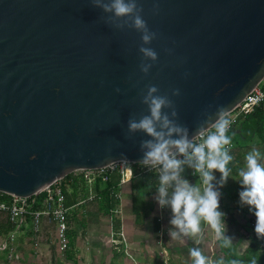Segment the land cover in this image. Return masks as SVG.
<instances>
[{
    "label": "water",
    "instance_id": "obj_1",
    "mask_svg": "<svg viewBox=\"0 0 264 264\" xmlns=\"http://www.w3.org/2000/svg\"><path fill=\"white\" fill-rule=\"evenodd\" d=\"M110 3L0 0V192L25 199L77 170L144 163L154 138L129 121L150 114L149 86L191 141L264 80V0H136L147 42Z\"/></svg>",
    "mask_w": 264,
    "mask_h": 264
},
{
    "label": "clouds",
    "instance_id": "obj_2",
    "mask_svg": "<svg viewBox=\"0 0 264 264\" xmlns=\"http://www.w3.org/2000/svg\"><path fill=\"white\" fill-rule=\"evenodd\" d=\"M105 11L113 12L118 18L129 17L133 19V26L144 31L142 39L147 42L151 39L146 23L138 14L136 0H111L110 4H103ZM146 56L156 59V53L150 49L141 48ZM147 72L148 67L142 68ZM157 92L155 85L149 86L148 94L143 102L149 106V115L143 116L139 121H129V131L143 130L154 140L144 141L142 147L148 150L144 154V163L162 166L159 188V204L170 206L173 218L171 224L179 228L184 234H197L201 231L200 222L204 220L215 232L217 238L223 237L225 246L231 244L230 237H225V224L223 217L226 215L219 211V191L213 185L214 171L221 173L220 184L227 182L230 174L229 162L233 157L226 147L231 144V138L227 134L230 121L226 118L224 108H219L218 119L215 122V131L208 135L203 145H193L187 138V129L175 124L162 113V108L170 105V101L164 96H154ZM173 115H176L173 111ZM159 124V130L157 125ZM179 135L173 139L172 134ZM179 154H184L186 160L176 158L172 149ZM192 149L191 154L188 150ZM207 149V151L205 150ZM260 152L257 149L250 151L245 159L246 169L239 171L243 190L239 192L240 202L249 207V211L256 217L254 231L258 239H264V165L258 163ZM195 160L194 167L202 177L203 191L191 186L187 180L180 178L183 171L182 165ZM175 182L174 191L168 198V187ZM176 237V233H171ZM195 264H205V257L199 250H192Z\"/></svg>",
    "mask_w": 264,
    "mask_h": 264
},
{
    "label": "built area",
    "instance_id": "obj_3",
    "mask_svg": "<svg viewBox=\"0 0 264 264\" xmlns=\"http://www.w3.org/2000/svg\"><path fill=\"white\" fill-rule=\"evenodd\" d=\"M262 83V82H261ZM261 83L232 111L226 114V118L230 121V127L228 135L238 126V124L245 120L254 110L264 102V87ZM215 131V125L198 134L190 142L193 145H203L207 136ZM236 142L231 139V144L227 145L229 152H233L236 149ZM207 151V149H205ZM177 159L186 160L184 154H179L176 149H172ZM192 149L188 152L191 154ZM195 160L186 162L182 165V173L188 175L190 178L201 179L200 173H198L193 166ZM161 165H151L145 163H119L108 165L101 168L77 170L65 178L58 179L52 184L46 186L40 194L29 196L25 199H20L16 196H11L9 202L1 201L0 210L6 211L9 215L10 221L13 224L12 229L6 234V236L0 240V253L8 251L9 259L13 260L16 254V242L20 234L30 232L31 240L36 252H39V248L48 239L50 247H52L61 258L66 256L68 249L70 248V235L69 232L73 229L74 214L79 218H86L87 220L98 219L104 212H100L95 208V202L102 200V191L111 184L110 193L118 201H123V188L127 184H131L138 177L150 174L153 177H160L162 174ZM215 171L213 172L214 175ZM168 187V198H169ZM70 194H74L75 200L72 203L68 202ZM9 195V194H8ZM154 201L156 208L159 211L157 215V222L162 225L166 218L168 205L163 207L159 204V189L154 194ZM94 206V207H93ZM117 208L115 212H120V208ZM219 211L225 213V218L230 216V212L224 209L223 204L219 202ZM82 216V217H81ZM110 217V232L109 240L112 244L117 243L119 249L123 250L128 256L132 257L129 252L126 234L123 229L119 233L114 230V217L113 214ZM89 225V223H87ZM88 226H83L78 222L77 232L79 237L83 235L85 229L88 231ZM159 242L165 240V231L159 228ZM116 234L119 237H116ZM223 237L217 238V241L222 240ZM86 244L91 245V240H87ZM88 246V251L91 250ZM223 251L222 246L220 252ZM201 255L204 253L200 251ZM217 254H213L216 258ZM212 258V257H211ZM195 257H193V264H195ZM205 264H212L208 258L205 257Z\"/></svg>",
    "mask_w": 264,
    "mask_h": 264
},
{
    "label": "rangeland",
    "instance_id": "obj_4",
    "mask_svg": "<svg viewBox=\"0 0 264 264\" xmlns=\"http://www.w3.org/2000/svg\"><path fill=\"white\" fill-rule=\"evenodd\" d=\"M261 85L264 87V80L262 81ZM244 122L245 121L242 120L238 124V128L243 126L245 134L242 135L241 133H236L235 135V139L237 141L236 143L237 145L235 148L236 150L233 152H229V154L233 157V159L228 164V168L230 169V174L227 179V182L224 183L223 186H221L220 184L221 173L217 171L215 172L214 175L215 180L214 182H212L215 187L219 186L221 190L220 192L222 193L221 196H222L223 204L226 208L230 210V216L224 219V224H225L224 236L231 238L232 240L231 245L235 247V250L238 254H243L247 250L249 245V238L247 237V234H245L244 232L246 229L251 235L255 234L254 227H255L256 218L252 220L251 217H253L254 214L249 211V207L247 205L242 204L240 202L239 192L243 190V186L241 184L240 176L234 173L233 167H236L240 170H245L247 164L245 157L253 149H257L260 152V156L258 157V163L264 165V145L258 143L260 139L258 136L254 135L253 125L250 124L245 125ZM125 187H126L125 193L129 195V189L131 188L130 184L125 185ZM201 187L202 186H200V189ZM121 206L122 207L120 208V212L118 214L121 215V217L123 218L125 217L126 219L129 216L125 215L124 209L131 206V199L124 198L121 203ZM104 217L105 216H101L102 223L100 222V224L102 226L105 225L103 223L105 222L106 217L105 218ZM89 223L96 224V222L92 220H89ZM164 223H165V219L162 224ZM206 225L208 224L206 223ZM208 229H209L208 232L205 233V237H207L208 240L207 242L204 241L205 248L206 250H208V252L205 251L203 252L204 257L208 258L210 263L218 264L216 258L213 257V254L215 253L218 256L219 255L221 256V253L219 251L221 243L217 241L216 239L217 236L210 226L208 227ZM93 233H97L95 226L89 227L88 231L85 229L83 235L80 236L81 241L79 243V247L81 246L80 248L82 250L78 251L77 253V258H78L77 263H74L71 260H67V258L65 259V257L61 258L55 252V250L52 247H50L48 243L51 242L50 239H48V242H45L41 246L40 251L42 253L40 251L37 253L36 250L31 245H29L28 242L29 238L26 239L25 237L23 240V244H25L26 246L23 247L24 251H21V254H19L20 255L19 258L21 261H19V259L14 258L15 261L14 260L11 261L10 264H52L55 260L57 264H130L128 263L129 261H124L125 257H127L126 253H120L119 245H117V243L112 244L108 238V235L103 236L104 239L103 246H99L94 243ZM87 240H91L92 247L91 245L86 244ZM88 246L89 248L91 247L90 251H88ZM129 252H131L132 254L131 250H129ZM188 255H189L188 257L189 259H187V257L184 256L185 257L184 260L187 262L188 260L192 262L191 258H193V256L190 253ZM170 258L172 257L170 256ZM0 261H2V258H0ZM173 263L176 262L172 261V263L169 264H173ZM183 264H185V262H183Z\"/></svg>",
    "mask_w": 264,
    "mask_h": 264
},
{
    "label": "crops",
    "instance_id": "obj_5",
    "mask_svg": "<svg viewBox=\"0 0 264 264\" xmlns=\"http://www.w3.org/2000/svg\"><path fill=\"white\" fill-rule=\"evenodd\" d=\"M244 124L247 125L248 123L244 122ZM234 132H235V134L236 133H241L242 135L245 134L243 126L240 128H238V126H237L235 128ZM217 172H219V171H217ZM180 178L182 180H187V182L193 187L200 189V186H202L200 190H201V192L203 191L204 186H203L201 179H196V180L194 179L193 180L188 175H186L182 172L180 173ZM174 186H175V182H172L170 189H169V198L171 197L172 192L174 191ZM130 187H131V184H130ZM125 188L126 187L123 188V196H124L123 199L124 198H126V199L130 198L131 199V206L124 209L125 215L129 216V217L126 219H125V217L124 218L121 217V215H120V217L123 220L122 229L124 230V232L126 234L128 248H129V250L132 251V257L128 256L126 254V256L128 258L125 257L124 261H129L128 263H130V264H169V263H172V261L176 262L173 264H183V262H185V264H192L193 258L190 257L192 259V262L189 260L187 262L184 260V258H185L184 256H186L187 259H189L188 254L189 253L191 254L192 250H194V249L202 251V253L204 251L208 252V250H206V248H205V243H204V241L207 242V240H208L207 237H205V233H207L209 230L208 225H206V227L201 228V231L197 234H190L189 233L186 235V234L180 232L179 228H177L176 226L171 224V220L173 218V213H172L170 206H168L167 213H166V217H168V220L165 221V223L162 225H160L157 222L156 218H157V215L159 214V211L157 210V208H156L157 206H156L155 201H154L155 200L154 194L156 191H154L152 196L148 197L149 198L148 204H149V207L151 208L150 215L147 217V219L145 221L140 223V226H138L136 223L135 215L132 212V189L131 188L129 189V195H127V193H125V191H126ZM215 188L220 193L219 202L221 204H223L222 196H221L222 193L220 192L221 190H220L219 186H216ZM74 200H75L74 194H70L69 198H68V202L72 203ZM121 207L122 206L120 205L119 208H121ZM223 207H224V209H226L228 211V208H226L224 206V204H223ZM95 208H97V210H99V206H98L97 202H95ZM121 212H123V211H121ZM152 215H153V217H152ZM101 216L106 217V218L104 217L105 222L103 224H105V225H103V226L100 224V222L102 223ZM92 221L96 222V224L89 223V220H87L86 218H79L78 215L76 216V221H74V226H73L72 230L75 231L77 252L82 250L80 248L81 246L79 247V243L81 241V238L79 237V234L77 232L78 222L81 224L83 222L84 223L87 222V223H89L88 227H91V226L96 227L97 233H93L95 244H97L99 246H103V240H104L103 236L108 235V238H109V232H110V217H109V215L104 213V214L100 215V217L98 219H93ZM113 222H114V220H113ZM160 227L163 231H165V237L166 238L163 242H159L160 236H159L158 231H159ZM102 228H104V229H102ZM173 232H175L177 234L175 238H173L171 235V233H173ZM202 235H203V237H202ZM25 237H26V239L29 238V240H28L29 245H31L34 248L32 240H31L30 232H27L25 234H20L18 236V239L16 242L18 244H16L15 256L20 257L19 254H21V251H24V249H20V247L26 246L25 244H23V240ZM21 238H22V240H20ZM20 244L22 246H20ZM220 248H221V244H220ZM40 249H41V247L39 248V251H40ZM219 251H220V249H219ZM120 253H125V252L123 250H120ZM130 254H131V252H130ZM15 256H14V258H15ZM170 256L172 258H170ZM13 260H11V261H13ZM19 261H21V260L19 259ZM3 263L4 262L1 261L0 264H3Z\"/></svg>",
    "mask_w": 264,
    "mask_h": 264
},
{
    "label": "trees",
    "instance_id": "obj_6",
    "mask_svg": "<svg viewBox=\"0 0 264 264\" xmlns=\"http://www.w3.org/2000/svg\"><path fill=\"white\" fill-rule=\"evenodd\" d=\"M246 123L253 125L254 129V135L258 136L260 141L259 144L264 145V102L258 106L254 112H252L250 115H248L245 120ZM235 129L229 134L230 138L235 141ZM234 173L239 175L240 169L233 167ZM216 172V171H215ZM215 175V173H214ZM69 178V176H68ZM195 180L197 178H194ZM193 179V180H194ZM111 184H109L105 190H103L102 193V200H98V206L99 210L101 212H104L105 214H113L114 217V230L116 233H119L122 229L123 220L120 217L115 210L119 207L120 201H118L115 197L111 196ZM160 177L158 176H152L150 174H145L137 179H135L131 183V189H132V212L135 215L136 223L138 226H140V223L145 221L147 217L150 215L151 208L148 204V197L152 196L154 191L158 190L160 188ZM11 199V196L0 192V202L6 201L9 202ZM230 212V210L228 209ZM76 218V213L73 216V219ZM256 217L255 215L251 217L252 220H254ZM225 219V216L223 217V220ZM168 220V217L165 218V221ZM85 222V221H84ZM82 223L83 226H88L87 222ZM13 224L10 221L9 215L6 211L0 210V240L3 239L6 234L12 229ZM206 227V222L204 220H201L200 222V228ZM245 228V227H244ZM245 234H247V237L249 238V245L245 253L238 254L235 250V247L231 244L228 246H225V240L222 238L220 240V243L222 244L221 256H216V261L218 264H264V239H258L256 236V233L251 235L246 229ZM70 235V248L68 249L65 259L71 260L74 263H77V246H76V239H75V231L71 230L69 232ZM116 237L118 238L119 235L116 234ZM22 240V238L20 239ZM19 240V241H20ZM18 244V243H16ZM20 246H22L20 244ZM19 249V248H18ZM20 249H24L23 246L20 247ZM0 258H2L3 264H10L11 260L9 259V253L7 251H4L0 253ZM223 257V258H222ZM16 259H20L18 256H15ZM1 263V261H0ZM52 264H57L56 260Z\"/></svg>",
    "mask_w": 264,
    "mask_h": 264
}]
</instances>
